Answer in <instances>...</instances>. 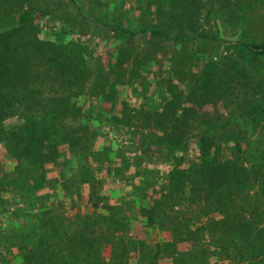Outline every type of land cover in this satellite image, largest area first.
Segmentation results:
<instances>
[{"label": "trees", "instance_id": "trees-1", "mask_svg": "<svg viewBox=\"0 0 264 264\" xmlns=\"http://www.w3.org/2000/svg\"><path fill=\"white\" fill-rule=\"evenodd\" d=\"M116 1L129 3L122 23L111 25L116 38L171 37L186 59L174 58L176 73L185 71L184 94L153 88L155 131L126 122L127 108L117 116L78 102L84 46L38 36L29 0H10L0 12V264H264V131L239 136L248 121L264 118V42L232 41L235 56L222 60L174 30L194 0ZM138 7L153 16L134 28ZM124 52L114 50L116 65ZM99 125L138 140L141 150L129 159L125 146L113 147L117 164L102 167L111 145L90 143ZM189 147L193 159L185 157ZM145 149L163 165L161 180L152 173L158 165L139 170ZM16 195L19 210L11 206ZM151 230L157 238H147Z\"/></svg>", "mask_w": 264, "mask_h": 264}, {"label": "rangeland", "instance_id": "rangeland-1", "mask_svg": "<svg viewBox=\"0 0 264 264\" xmlns=\"http://www.w3.org/2000/svg\"><path fill=\"white\" fill-rule=\"evenodd\" d=\"M225 4L226 6H224ZM10 5H12L10 0H0V12ZM13 5L18 7L16 3ZM29 5L31 6L29 9L33 8L31 13L35 16V27L39 29L38 36L50 39L69 38L76 40L80 46H84L80 60L82 59L81 64L86 70L84 72L85 82L78 102L85 107L94 105L117 116L121 115V108H127L128 119L126 122L134 124L140 131L145 129L155 131L157 118L154 111L160 109V104L153 99L155 94L153 88L156 87L157 91L166 96H169L170 91L184 94L185 81L182 79L184 69L183 71L180 69L181 71L176 73L174 68H180L182 58L186 59L178 51V44L171 37L151 38L140 31H134L132 34L124 35L121 40L116 38L118 31H115L111 25L112 23L114 25L122 23V17L125 16L123 9L128 8V1H124L121 7L118 6L116 0H29ZM192 5V9L187 10L188 15H179L177 19L173 20L174 30L182 29L179 32L185 35L182 42H185L187 46L197 47L200 45V47H205L212 56L229 60L235 55L228 43L235 40L264 42V0H248V2L246 0H213L208 17L205 16V11L209 7L207 0H194ZM242 5L244 8L241 7ZM144 8L149 11L151 6L148 5ZM22 9H24V4L21 6ZM137 9H133L132 13L137 17V24L134 28L147 25V19L153 16V14L149 16L145 14L146 19L143 15L147 11L141 10V7ZM171 10L173 14L180 12V9L177 11L176 7ZM241 12L244 13L243 22L239 20ZM140 14L141 16H139ZM125 22L126 20L123 21V24ZM187 22L190 24L188 27ZM200 33L201 35H199ZM212 33L214 35H211ZM118 48L125 50L123 55L126 57L116 65L114 50ZM176 57L180 58V65L175 61ZM108 62L113 63L111 69H108ZM141 93H144V96L141 97ZM183 100L182 95L177 99L176 105L179 108L182 107V104L186 105L182 102ZM198 105L200 110L207 112L213 110L210 104ZM215 107L221 116H227V108H224L222 103H216ZM142 108L152 110L149 118L144 117L139 111ZM133 110L134 112H132ZM224 118L222 117L223 120ZM230 122V125L233 126L234 122ZM248 122L252 123L248 125L246 131L240 130L242 133H239V136L253 138L255 135H263L264 118ZM239 128L241 127L239 126ZM139 136H141L140 133ZM108 142L109 146L111 145L108 152L109 161H101L102 167L117 164L118 156L115 155L113 147L117 146L118 148L120 144L125 146L129 159L135 149L141 150L139 147L141 142L116 129L106 130L105 126L100 127L99 125L98 129L92 131L90 143H93L94 146L108 144ZM148 150L145 149L142 155L144 159L140 157L138 168L139 170L152 169L158 165L159 170L156 172L152 170V173H155L158 180H161L162 173H164L163 165L159 162L152 163L153 158H146L149 156ZM194 156L193 147H189L185 157L193 159ZM131 160L129 161L131 163L129 172H132L134 168L132 165L134 163ZM134 161L137 160L134 159ZM19 200L20 196L16 195L15 201L11 205L14 209L18 208L17 210H19L23 207ZM64 204H66V200H64ZM65 208L66 213L67 206ZM68 213H71L69 209ZM6 215L7 213L4 218ZM148 234L147 238L158 237L155 230L149 231Z\"/></svg>", "mask_w": 264, "mask_h": 264}]
</instances>
